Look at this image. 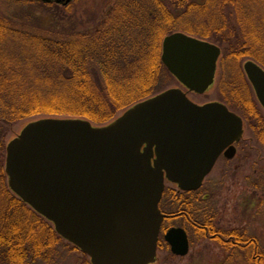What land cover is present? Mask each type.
Returning <instances> with one entry per match:
<instances>
[{
	"label": "water",
	"instance_id": "obj_1",
	"mask_svg": "<svg viewBox=\"0 0 264 264\" xmlns=\"http://www.w3.org/2000/svg\"><path fill=\"white\" fill-rule=\"evenodd\" d=\"M220 53L216 44L176 32L164 39L161 57L179 87L103 126L72 118L27 123L6 147L9 190L91 264H156L167 184L183 192L201 189L222 153L234 158L244 136V120L224 103L189 97L215 85ZM244 63L264 108V68ZM165 234L173 255L190 252L183 228Z\"/></svg>",
	"mask_w": 264,
	"mask_h": 264
},
{
	"label": "trees",
	"instance_id": "obj_2",
	"mask_svg": "<svg viewBox=\"0 0 264 264\" xmlns=\"http://www.w3.org/2000/svg\"><path fill=\"white\" fill-rule=\"evenodd\" d=\"M170 1V5L165 0L109 2L94 27L69 36L32 30L0 16V264L48 262L66 242L52 223L9 190L4 133L20 122L41 118L85 119L103 126L165 91L171 81L177 82L161 57L163 41L171 34L186 33L221 47L217 84L225 95L221 101L244 118L256 150L264 154V110L243 71L248 60L264 68V22L255 21L253 12V6L264 5V0ZM226 5L235 13L234 22ZM212 9L216 15L209 20ZM193 13L202 17V24H193ZM234 63L239 72L230 79ZM204 189L179 192L167 187L160 205L170 216L164 233L172 227L171 220L184 219L198 238L216 241L229 252L228 262L243 252L248 264H264L257 238L218 226L216 214L198 206ZM163 242L161 237L160 250Z\"/></svg>",
	"mask_w": 264,
	"mask_h": 264
},
{
	"label": "rangeland",
	"instance_id": "obj_3",
	"mask_svg": "<svg viewBox=\"0 0 264 264\" xmlns=\"http://www.w3.org/2000/svg\"><path fill=\"white\" fill-rule=\"evenodd\" d=\"M165 1L170 5V0ZM196 1L206 2V0ZM42 2V0H0V16L8 18L19 26L30 27L32 30L51 31L54 35L69 36L94 27L97 21L99 22L106 14L109 2L115 3V0H76L67 8L61 5L55 6L56 4L46 7ZM216 3L220 1L214 4ZM226 6L225 12L231 13L232 22H234L235 13L229 5ZM253 7L255 21L264 22V5ZM215 15L212 9L206 18L211 20ZM191 19L193 24H202V17L196 13ZM226 19H229L227 15ZM234 64L228 67L230 79L233 74L236 75L235 73L239 72V68L236 67L238 64ZM216 85L206 94L200 96L190 94L189 97L198 104L219 101L225 95ZM178 86L177 82L171 81L168 88ZM232 105L240 110L244 108L236 102ZM24 125L26 124L23 121L7 129L4 133L6 144L21 132ZM244 136L248 138L246 146L244 145L246 148L241 149L243 152H240L227 168H224L223 163L215 168L205 183L198 206L213 211L216 214L218 226L226 229H239L246 235L257 238L262 251L264 250V154L256 150L254 146L256 144L248 130ZM4 154L6 157V151ZM168 187L175 189L173 185H168ZM167 202L165 204L168 207ZM169 224L187 230L191 244L190 252L185 257L173 255L167 243L163 242L160 244L162 250L159 248L156 264H248L245 262L247 260L243 252H238L235 259L228 262L229 252L223 250L216 241L198 238L193 227L185 223L184 219L174 218ZM163 235L164 233L162 237ZM72 248L73 246L63 242L55 249L48 262L40 260L36 264H89L86 255Z\"/></svg>",
	"mask_w": 264,
	"mask_h": 264
},
{
	"label": "flooded vegetation",
	"instance_id": "obj_4",
	"mask_svg": "<svg viewBox=\"0 0 264 264\" xmlns=\"http://www.w3.org/2000/svg\"><path fill=\"white\" fill-rule=\"evenodd\" d=\"M244 135H245V133H244ZM247 139H248V138H246L245 136H243V137L241 138V140H240L238 143L235 144L234 147L236 148V154H235L234 158H232V159L227 158V156H226V151H224V152L222 153V155L220 156V158L218 159V161H217V163H216V165H215L213 171L211 172V174L214 172L215 168L221 166L222 163H223V165H224V168H227V167L230 165V163H232V162L235 160V157H237L238 154H239L240 152H243V151H241V149L244 147L245 143L247 142V141H246ZM211 174H210V175H211ZM210 175L205 179V182H206L207 179L210 177Z\"/></svg>",
	"mask_w": 264,
	"mask_h": 264
}]
</instances>
